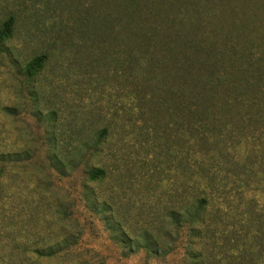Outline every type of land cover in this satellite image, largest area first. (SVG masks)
<instances>
[{
	"label": "trees",
	"instance_id": "trees-1",
	"mask_svg": "<svg viewBox=\"0 0 264 264\" xmlns=\"http://www.w3.org/2000/svg\"><path fill=\"white\" fill-rule=\"evenodd\" d=\"M110 1L80 6L104 12L99 22L89 17L98 36L94 44L118 42L136 114L145 121L162 110L173 120L167 149L174 186L163 192L156 231L144 227L133 237L114 218L111 202L90 187L106 178L101 166L85 168V204L129 249L137 245L164 256L183 238L185 264H264V0ZM195 5L220 14L194 31L188 22ZM14 25L13 15L0 20V46L12 37ZM174 25L179 28L172 32ZM46 61L45 53L27 61L26 75L39 74ZM45 151L49 166L67 174L57 153L49 146ZM38 155L31 144L0 149V245L20 249L22 257L31 252L37 260L68 264L79 259L69 235L27 249L7 242L21 228L13 232L8 204L16 192L4 179H18ZM16 255L8 256L18 262Z\"/></svg>",
	"mask_w": 264,
	"mask_h": 264
},
{
	"label": "rangeland",
	"instance_id": "rangeland-1",
	"mask_svg": "<svg viewBox=\"0 0 264 264\" xmlns=\"http://www.w3.org/2000/svg\"><path fill=\"white\" fill-rule=\"evenodd\" d=\"M82 2L93 7L92 0H0V20L15 17L12 37L0 46V149L31 144L39 150L30 170L16 180L3 178L16 192L8 204L13 232L21 228L7 242L27 249L69 235L79 259L68 264H185L183 238L164 256L149 255L137 245L129 249L84 202L85 168L101 166L106 178L90 187L111 202L123 230L132 237L144 227L155 232L163 192L174 186V171L167 149L173 120L162 110L145 117L149 123L136 114L125 80L126 56L111 39L94 44L98 36L89 17L95 15L99 22L103 11L88 13ZM193 7L188 24L194 31L212 23L210 15L220 14ZM42 53L47 55L43 69L28 77L24 64ZM3 106L16 111L2 112ZM48 146L67 164V174L49 166ZM10 254H20L18 262ZM23 256L20 249L0 245V264H59L37 260L31 252Z\"/></svg>",
	"mask_w": 264,
	"mask_h": 264
}]
</instances>
